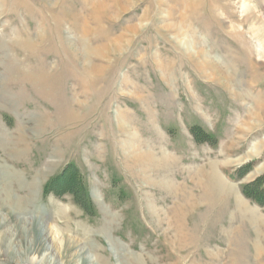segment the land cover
<instances>
[{"label": "rangeland", "instance_id": "rangeland-1", "mask_svg": "<svg viewBox=\"0 0 264 264\" xmlns=\"http://www.w3.org/2000/svg\"><path fill=\"white\" fill-rule=\"evenodd\" d=\"M46 253L264 264V0H0V264Z\"/></svg>", "mask_w": 264, "mask_h": 264}, {"label": "bare ground", "instance_id": "bare-ground-1", "mask_svg": "<svg viewBox=\"0 0 264 264\" xmlns=\"http://www.w3.org/2000/svg\"><path fill=\"white\" fill-rule=\"evenodd\" d=\"M180 43H183L184 44L185 42H182L181 41ZM186 51H188V49ZM208 67H210V66H208ZM219 80H221V79H219ZM118 120H119L118 121L119 130L122 131V134L127 137L126 138L127 141H125V142L122 143V151L126 155L127 154L130 155L129 157L131 158V161L134 164L133 167L138 166V168H141L142 174L145 173V172H147V171H149V169L152 166L155 167V166L158 165V166L167 168L168 167V164L170 165V163L173 162V161H171V159L169 160V156L164 151L161 152V156H160L161 158L160 159H155L154 156H152V153L150 151H148V150L147 151H143V150L141 151V149L138 147L137 143L136 142L134 143V141H133V139L135 138V133L132 132V129L128 125V123L125 120V118L120 117ZM258 154H259V152L253 146V147H251L249 149V151L246 154V156L242 157L241 159L234 160L232 163L233 164H240V163H243V162H248V161H250V159L255 158ZM224 163L225 164H229V165L231 164L230 163V160H228V161H226ZM208 168H209V170L205 171V173H200V176H201L200 179H202L200 181H201L202 189H203V192H204L202 195H204V194L206 195L207 194L206 193L207 190H208V192H211V194L219 195L221 198L222 197L224 198L225 196H230V194H232V196L234 198V201H235V205L237 204L236 205L237 206L236 208L242 210L244 213L249 214L251 216L252 220H255L256 217H254L253 212L245 205V203H243L233 193V191H232L233 189L230 188L229 184H227V181H224L219 176V174H218V172L216 170L215 164L214 165H211ZM262 168H263V166H259L258 169L261 170ZM146 176H148V174H146ZM146 178H148V177H146ZM192 200H193V197L188 195V197L186 199H184V201H187L186 202L187 205L185 203V205H184L183 208L193 206L192 205V202H191ZM183 208L182 207L179 208V213L180 214H182ZM70 241H71V239L67 238L66 236L65 237H60V243H62L67 248H71V246H72L70 244L71 243ZM47 254L48 253H46L44 255L42 254L40 258L26 256L25 258L19 259L18 262L20 261L21 263H24V264H42V261H43L44 257L47 256ZM127 257H128V260L132 264H144V262H145V261H143L144 259L141 256L140 257L127 256ZM177 257L178 258L175 260V262H173V264H179L178 262L181 261V259H179V257H181L180 254H178ZM149 259H151V258H149ZM156 261H157L158 264H161V260H158L157 259ZM151 262H153V261H151ZM50 263L51 264H54L55 263L54 260H53V258H51V257H50Z\"/></svg>", "mask_w": 264, "mask_h": 264}]
</instances>
